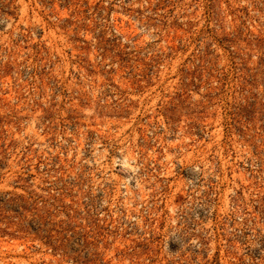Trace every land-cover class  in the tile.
<instances>
[{
	"label": "rangeland",
	"instance_id": "1",
	"mask_svg": "<svg viewBox=\"0 0 264 264\" xmlns=\"http://www.w3.org/2000/svg\"><path fill=\"white\" fill-rule=\"evenodd\" d=\"M0 264H264V0H0Z\"/></svg>",
	"mask_w": 264,
	"mask_h": 264
}]
</instances>
